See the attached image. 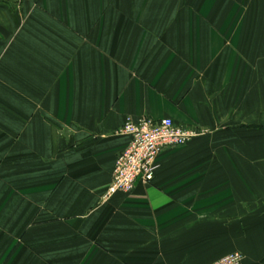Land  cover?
I'll return each mask as SVG.
<instances>
[{"label": "crops", "instance_id": "1", "mask_svg": "<svg viewBox=\"0 0 264 264\" xmlns=\"http://www.w3.org/2000/svg\"><path fill=\"white\" fill-rule=\"evenodd\" d=\"M203 132L104 203L119 131ZM264 264V0H0V264Z\"/></svg>", "mask_w": 264, "mask_h": 264}, {"label": "built area", "instance_id": "2", "mask_svg": "<svg viewBox=\"0 0 264 264\" xmlns=\"http://www.w3.org/2000/svg\"><path fill=\"white\" fill-rule=\"evenodd\" d=\"M129 143L118 156L113 180L103 195L104 203L118 194L130 195L137 185L153 182L159 158L167 151L184 148L203 134L177 126L172 119L139 121L128 117L119 131ZM244 255L231 253L214 264H242Z\"/></svg>", "mask_w": 264, "mask_h": 264}]
</instances>
